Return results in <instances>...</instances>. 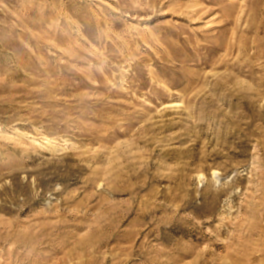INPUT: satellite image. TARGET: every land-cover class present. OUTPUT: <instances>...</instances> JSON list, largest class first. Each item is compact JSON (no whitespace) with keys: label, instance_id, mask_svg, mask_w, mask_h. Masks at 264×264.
<instances>
[{"label":"rangeland","instance_id":"374dc122","mask_svg":"<svg viewBox=\"0 0 264 264\" xmlns=\"http://www.w3.org/2000/svg\"><path fill=\"white\" fill-rule=\"evenodd\" d=\"M0 264H264V0H0Z\"/></svg>","mask_w":264,"mask_h":264},{"label":"bare ground","instance_id":"6f19581e","mask_svg":"<svg viewBox=\"0 0 264 264\" xmlns=\"http://www.w3.org/2000/svg\"><path fill=\"white\" fill-rule=\"evenodd\" d=\"M197 12V10H195L193 13H196Z\"/></svg>","mask_w":264,"mask_h":264}]
</instances>
